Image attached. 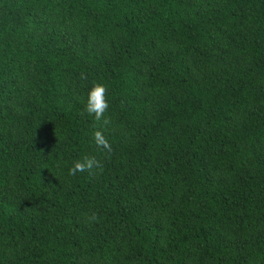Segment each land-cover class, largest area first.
<instances>
[{"label":"trees","instance_id":"1","mask_svg":"<svg viewBox=\"0 0 264 264\" xmlns=\"http://www.w3.org/2000/svg\"><path fill=\"white\" fill-rule=\"evenodd\" d=\"M0 264H264V0H0Z\"/></svg>","mask_w":264,"mask_h":264},{"label":"clouds","instance_id":"2","mask_svg":"<svg viewBox=\"0 0 264 264\" xmlns=\"http://www.w3.org/2000/svg\"><path fill=\"white\" fill-rule=\"evenodd\" d=\"M81 79H86L84 74L81 75ZM109 110V102L107 99V88L103 84H94L87 93V100L84 106V112H86L93 120L100 124V128H106L110 123V118L105 114ZM93 141L102 153L105 155L110 154L113 151L112 145L104 135L102 130H96L93 133ZM103 165L99 159L95 156H84L82 159H78L73 163V166L69 168L68 173L71 176H75L77 173L87 172L90 175H94L95 171H102ZM90 221L99 222L98 216L93 214L88 218Z\"/></svg>","mask_w":264,"mask_h":264}]
</instances>
